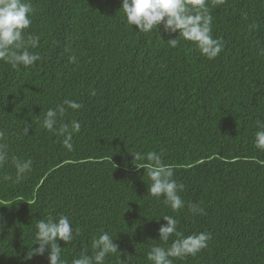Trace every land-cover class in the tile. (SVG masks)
Instances as JSON below:
<instances>
[{
  "label": "trees",
  "instance_id": "1",
  "mask_svg": "<svg viewBox=\"0 0 264 264\" xmlns=\"http://www.w3.org/2000/svg\"><path fill=\"white\" fill-rule=\"evenodd\" d=\"M31 2L25 32L40 37L32 51L41 59L17 69L0 61V142L9 153L0 176L13 177L0 180V264H49L47 252L26 257L38 247L36 223L60 215L80 229L68 245L58 241L64 264L91 254V239L105 231L125 260L110 254L105 264H150L151 246H166L163 215L185 236L212 237L174 264H264V151L254 143L264 122V0H208L213 38L223 43L214 59L183 39L170 47L179 32L163 23L137 32L122 0ZM65 99L82 105L60 118L81 122L72 152L39 123ZM136 151L160 153L174 169L184 185L179 212L148 195ZM14 158L33 162L18 183Z\"/></svg>",
  "mask_w": 264,
  "mask_h": 264
},
{
  "label": "clouds",
  "instance_id": "2",
  "mask_svg": "<svg viewBox=\"0 0 264 264\" xmlns=\"http://www.w3.org/2000/svg\"><path fill=\"white\" fill-rule=\"evenodd\" d=\"M126 16L128 25L138 26L139 33L148 34L156 30L163 23V29L169 34L179 32L175 38L167 40L170 47H177L181 39L192 42L198 48L201 55L208 59H214L223 51V43L212 35V16L208 8V0H122L121 8ZM35 9L31 0H0V61L10 65L13 69L21 66L27 68L34 66L41 59L36 49L40 43V37L25 32L32 23V15ZM75 62L76 57H72ZM95 95V93H93ZM82 105L75 100L65 99L55 109L49 108L44 114L42 127L50 133L63 137L62 145L68 151L74 150L73 135L79 133L81 122L76 119L70 124L60 123L69 109L75 111ZM258 129L255 132V147L264 151V122H257ZM71 129V130H69ZM25 133L28 129L24 128ZM5 133L0 131V141ZM7 144L0 142V167L9 159ZM133 163L137 170L145 169V175L149 179L148 195L163 200L173 212H179L185 207V202L179 194L184 190V185L174 179V169L164 163L162 154L155 151L141 153L132 152ZM145 162V163H137ZM32 160L14 158L15 180L19 182L25 174L32 169ZM2 181H12L10 175L0 176ZM193 214H203L204 209L196 204L189 205ZM166 224L159 228V241L166 246L154 244L147 253L150 264H174V259H185L188 256H196L208 246L211 240L210 232H198L191 235H183L178 231V220L171 215L162 216ZM159 221V219H157ZM35 245L27 259L33 255L48 254L49 264H64L62 248L58 241H64L67 245L80 234L79 228H74L67 216L59 218L48 217L40 219L36 225ZM172 239L170 246L168 242ZM91 254L87 248L83 249L79 256L74 257L71 264H105L110 254L120 253L119 262L122 260L118 245L113 242V236L108 232H102L91 239ZM127 261V260H126Z\"/></svg>",
  "mask_w": 264,
  "mask_h": 264
}]
</instances>
